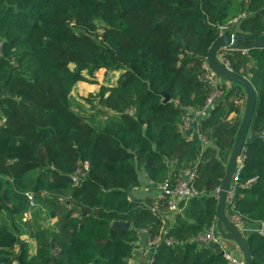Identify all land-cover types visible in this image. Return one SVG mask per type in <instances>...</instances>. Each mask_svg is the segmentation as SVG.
<instances>
[{"label": "trees", "instance_id": "obj_1", "mask_svg": "<svg viewBox=\"0 0 264 264\" xmlns=\"http://www.w3.org/2000/svg\"><path fill=\"white\" fill-rule=\"evenodd\" d=\"M229 23L247 50L218 53L257 99L226 213L253 229L264 222V46L251 45L264 36V0H0V213L14 222L0 218V264H134L144 230L161 240L139 264H230L222 241L199 239L216 225L247 103L240 84L205 77ZM100 69L121 73L86 97L95 119L74 110L70 95L79 82L98 83ZM186 109L198 113L203 150L182 127ZM186 170L196 193L179 210L135 194L144 177L158 186ZM28 193L57 219L55 230L37 223L30 232L34 255L16 223ZM245 232L251 264H264V234Z\"/></svg>", "mask_w": 264, "mask_h": 264}, {"label": "water", "instance_id": "obj_2", "mask_svg": "<svg viewBox=\"0 0 264 264\" xmlns=\"http://www.w3.org/2000/svg\"><path fill=\"white\" fill-rule=\"evenodd\" d=\"M245 35L236 33V32H226L220 34L219 37L214 40L212 43L208 56L207 62L211 70L221 79L226 81H231L240 84L246 91L247 103L246 108L241 119L240 129L235 141L234 147L231 151V154L228 159L226 166L225 175L222 179L220 187L218 189L217 197V211H216V228L220 233L221 237L226 240H231L236 243L240 252L242 253L244 264H251L252 255L248 246L246 239V232L240 230L227 216L226 213V204H227V195L231 187L235 171L237 169L239 160L241 157L245 156V143L247 140V135L249 131V126L255 111L257 92L253 84L244 76L237 74L229 64L225 61H222L218 58V51L222 48L226 49H244L247 50V47L240 43L241 39ZM252 45L255 46H264V36H253ZM166 100L169 99V95L164 93ZM186 112L192 115L193 117H198L195 112L191 109H186ZM116 225L129 227L128 222L117 221ZM225 253L224 250L221 252ZM25 264V263H22Z\"/></svg>", "mask_w": 264, "mask_h": 264}, {"label": "built area", "instance_id": "obj_3", "mask_svg": "<svg viewBox=\"0 0 264 264\" xmlns=\"http://www.w3.org/2000/svg\"><path fill=\"white\" fill-rule=\"evenodd\" d=\"M242 17V14H239L237 17H235L234 19L231 20L230 23H236L237 20ZM220 25L219 29H220V34L226 33L227 29L229 28V25ZM219 52V51H218ZM218 58L222 61H225L227 64L228 61L224 58L223 53H218ZM205 77L207 79H210L212 81H215L214 77H215V73L211 70L210 67H208V71L207 73H205ZM220 90H216L213 95L211 97L208 98L207 100V107H209L214 99L220 95ZM0 121L2 122L3 120L0 119ZM0 122V123H1ZM182 127L184 130H190V117H186L183 119V124ZM244 157H241L237 166V169L235 171L234 177H233V181H236L238 178V174H239V169L241 166V163L243 161ZM85 167H87V164H85ZM82 174V170L78 169L76 171V173L73 176V179L75 181H77L79 179V175ZM193 177H194V173L186 170L182 176L175 182H171L170 180H164L161 183L158 184V189H159V193L160 199H167L168 201V205H169V209H171L172 211L175 210H179V203L182 200L185 199H189L191 196H193L196 193L195 188L192 185V181H193ZM233 190L230 188L228 191V195H227V206H230V209L233 210L234 209V204H233ZM31 203L33 201V195L31 193H28ZM227 214H228V209H227ZM230 216V220L240 229L243 231H249V230H254L249 228L246 223L245 220L243 219V217L237 213H232L229 215ZM261 231V230H260ZM144 237H145V241H144V245L141 247V258L143 260L146 261H150L152 260L153 257V253L155 252V248L158 245V243L160 242L161 238L160 237H152L151 234L144 230ZM199 239L202 242H210V241H214V242H220L222 241V237L220 235V233L218 232L216 225L215 227H212L205 235L199 237ZM167 242H171V240L167 239ZM225 251L224 255L226 256V258L230 261V264H244V259L243 258H238L237 256H235L234 254H232L231 252L227 251L226 249H222Z\"/></svg>", "mask_w": 264, "mask_h": 264}, {"label": "rangeland", "instance_id": "obj_4", "mask_svg": "<svg viewBox=\"0 0 264 264\" xmlns=\"http://www.w3.org/2000/svg\"><path fill=\"white\" fill-rule=\"evenodd\" d=\"M71 65L73 66V64ZM120 73L121 71L100 69L94 74V77H91L96 78L98 80V83H91L88 81L79 82L70 95L71 107L86 117H91L93 115V118L98 119L99 116L93 114L94 112L91 110L90 105L87 103L86 97L89 96V93L96 92L101 84H106L109 86L115 85ZM46 215V211L42 204L40 202H36L33 199L30 208L24 214L22 220L20 221L19 219H16V223L20 226L22 231L21 239H24L29 244L30 255H34L37 249L36 240L32 238L30 234V232L33 231V228H35V225L37 223H40L44 225V227L51 230H55L57 228V219H47ZM0 218L3 221H6L11 227L14 226L12 224L14 222L11 221L8 216L5 215V213H0ZM19 251L20 249L19 247H17V253H19ZM136 252L141 254L140 249H137ZM133 263L139 264V262H137V259L135 258L133 260ZM12 264H20V261L14 260Z\"/></svg>", "mask_w": 264, "mask_h": 264}, {"label": "crops", "instance_id": "obj_5", "mask_svg": "<svg viewBox=\"0 0 264 264\" xmlns=\"http://www.w3.org/2000/svg\"><path fill=\"white\" fill-rule=\"evenodd\" d=\"M218 83H223L224 81L222 79H217ZM226 84L228 86H230L229 81H226ZM196 115L198 116V113H196ZM235 116L234 114L232 115V117ZM189 138L190 139H194L199 143V147L200 149H204V145H205V141H204V137L200 134L199 132V125L196 122V117H193L192 115H190V128H189ZM135 194L143 199H151L152 202H155V200L157 199V197L159 198L160 193H159V189L156 185H154L150 180H148L146 177L143 178V185L140 187L135 188ZM256 231H259L261 233L264 234V222L259 223L256 228H253ZM261 230V231H260ZM144 241H145V237L144 234L142 233L140 236V244L139 247L136 248L141 250V247L144 245ZM222 247L223 249H226L227 251L231 252L232 254H234L235 256H237L238 258H243L242 253L240 252L238 246L236 245V243L234 241L231 240H222ZM134 252V258L137 259V262L143 260L141 258V254L138 252Z\"/></svg>", "mask_w": 264, "mask_h": 264}]
</instances>
